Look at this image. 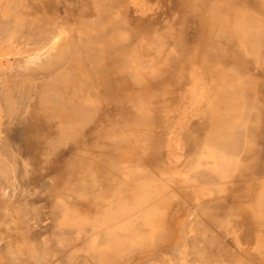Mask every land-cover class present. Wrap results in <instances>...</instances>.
<instances>
[{"label": "bare ground", "instance_id": "obj_1", "mask_svg": "<svg viewBox=\"0 0 264 264\" xmlns=\"http://www.w3.org/2000/svg\"><path fill=\"white\" fill-rule=\"evenodd\" d=\"M148 1L127 0L128 9H143L148 22ZM113 2L0 0V48L8 44L0 54V264H181L168 254L185 244L186 264H264V178L250 193L243 186V201L236 203L227 197L226 180L234 177L224 176L252 145L246 120L260 102V80L251 67L264 76V19L245 9L225 11L234 0L214 4L217 27L206 21L208 37L217 33L214 43L227 48L216 62L203 63L210 111L204 135H194L198 122L184 134L198 144L183 165L184 180L196 189L186 187L183 197V186H176L162 195L141 155L128 147L148 149L150 130L172 115L164 83L169 66L181 64L182 39L159 27L165 30L155 40L150 34L134 40ZM176 4L194 18L188 0ZM110 105L119 106L125 128L113 121ZM210 186L218 201L208 199ZM241 212L248 215L241 224L253 225L249 235L237 225Z\"/></svg>", "mask_w": 264, "mask_h": 264}, {"label": "rangeland", "instance_id": "obj_2", "mask_svg": "<svg viewBox=\"0 0 264 264\" xmlns=\"http://www.w3.org/2000/svg\"><path fill=\"white\" fill-rule=\"evenodd\" d=\"M221 1L223 2V0H210V1L209 0H188L189 2L188 9L190 10V8H192L193 10L190 12L194 14V18L191 19L190 21L188 20V18L190 17H187V13L189 12H186L183 6L179 7L178 4H176V0H151V1L149 0L148 3L146 4L148 7L147 10L149 11L147 12V15H145L148 22L145 21L146 19L143 18L144 16H142L145 14L143 9L133 10V7H132L133 12L132 10L130 11L128 9L129 5L132 6L131 2L128 3L127 0L126 1L115 0V2H113L114 6L118 10V11H115V13L117 12L119 13V16L117 17L118 22H120L121 27H124L129 32L128 35L134 38V40H137L138 38L139 40H141L142 38H147L148 34H150L152 39L155 40L159 33L157 31L161 30V28H165L167 32L168 31L171 32V38L174 37L175 33H176V37H178L179 39L181 37L182 48L181 47L180 48L182 49V51L185 50L184 52H182L181 50L179 51L178 48H176V52L178 51V53L182 54L180 56L181 58L179 57L181 64L177 65L176 67L169 66L170 69L171 68L172 69L168 71V74L166 77L167 82L164 83V86H166L165 91H167L168 93H171V94H168V98H171V100L172 99L174 100V101L167 102L166 104L168 106V107L166 106V108L171 112L172 115L170 117L166 115L165 116L166 118L165 117L160 118L158 119V121L155 118L157 123L153 127V130H150V132H152V136L150 137L151 144L150 142H148L147 144V146H149L150 148L147 147L148 149L145 150L142 146H139L138 144L133 145L134 148H132L131 146L128 147V150H130L129 151L130 153H132L133 155H136L139 158L142 157L141 158L143 159L142 163L145 169L148 171V176H149L148 180L149 181H153V180L159 181V182L157 181L155 182H156V186H160L161 190H163L162 195H164L165 193H170L171 192L170 190L175 189L176 186H183V189L180 191V194L183 195V197L188 195V194H185L188 189L190 188L192 190L194 188L196 189V186L193 185L192 182H186L184 180L185 176H189L188 175L189 171L184 169L183 165L186 162L184 161V158L186 157L185 154L187 152H189L190 154V151H192L189 157V161H190L193 154L197 153L198 144H196L193 138H189V140L188 139L185 140L184 134H188L189 132H191L190 130L194 126L197 125V122L200 125L193 128L194 135L203 136L204 134L202 135V133L203 131L205 132V126L203 125H204V122L206 121L205 117L207 118L208 114H210V111H209V108L207 109L208 102L206 101V98H205V96H209L208 87H207L209 81L206 78L205 73L203 72L204 71L203 63L206 62V59H210L211 62L213 61L216 62V59L219 57L217 55V52L226 51V48H227L226 43H223V42H219V44L214 43V39L218 35L217 33L215 34V36L211 35L210 37H208L209 35L207 33L208 27L211 25L210 23H212L214 27H217V23L214 22V19L212 16H214V13L216 12V8H217L214 6V4H219L221 3ZM234 1L235 2L230 3L229 6H226L225 11L228 8L234 9V10L239 9V8L245 9V10H248L252 14V16L259 17L260 19H264V16H263L264 15V8H263L264 0H245V1L244 0H240V1L234 0ZM236 2H238L239 3L238 5L240 6L238 5L235 6L234 3ZM108 3L110 5V2ZM4 4L0 5V17L3 16V13L5 15V12L2 11L3 10L2 6ZM206 7L208 8L209 13L204 11L206 10ZM160 8H163V13L165 11V13L164 14L162 13V15H159ZM221 9L223 8L220 7L219 10ZM262 12H263V15H262ZM132 14L135 16H133ZM137 14L139 15L137 16ZM136 16L140 19H135L134 17ZM202 16H206V19L202 20L201 19ZM135 20H137L136 23H135ZM207 20H209L210 23L208 22L206 23ZM142 21H144V23ZM133 24H136V26ZM141 25H143L147 29L141 30L140 28ZM164 30H162L161 32H163ZM172 31H174L175 33H173ZM161 32L159 34H161ZM183 35H184V38H183ZM200 35L201 36L203 35V36L201 37ZM202 38L204 39L206 38V39L203 40ZM196 41L198 44L196 43ZM157 43L158 42L154 43V45L152 46L151 54L154 53L153 51H157L159 49V45ZM7 46L8 44L6 43L3 48H0V54L2 52L7 53ZM185 47L186 49H188L189 47L190 48L192 47V48L191 49L189 48L186 52ZM216 49H218V51ZM211 56H213L214 58H211ZM184 57L185 58L187 57L186 60ZM235 63L237 64V60L233 61V64ZM180 68L181 70H179ZM230 68L233 69L234 71H238L240 74H244L242 72V69L241 68L239 69L238 66H234L231 64ZM247 69H248L246 70L248 71L246 72L247 76L252 71V73L256 75V78L260 80V82L258 81L259 85H258V93H257V98L260 99L259 100L260 102H258V105L260 106V104L262 103L264 104L263 102L264 101V76H261L260 70L256 69L255 67H251V71H250V68H247ZM174 70L177 72H175ZM169 73L170 74L172 73V74L170 75ZM168 80L171 85L168 83ZM1 86L2 84H0V87ZM203 87L206 88V93L203 92L204 91ZM262 88H263V91H262ZM179 103H181V105L178 107L180 110L184 109L182 107L185 104H187L186 105L187 112L185 114L179 112L178 108L174 109ZM189 104L190 106L188 107ZM263 104H262V107L261 106L259 107L258 105H256V110L254 112H250L249 118L248 120H246V124H247L246 126L248 125L250 126L249 128L251 132L250 142L252 145H246L245 148H243V150L239 152L238 154L239 161L235 163L234 165H232L226 171L224 175V176H229L232 174L231 177H234L233 179H235V182H233V179L226 180V181H230L229 182V192H228L227 197L228 199H232L236 203L243 201L242 200V197L244 195L242 192L243 186H245V192L250 193L251 185H253L256 181H259L264 178V172H263V167H264V108L263 107L264 105ZM257 107L261 111V113L259 112ZM166 108L165 110H167ZM110 109L113 112L112 114L114 115V117H112L113 121L116 124H118V127H120L121 129H123V127L125 128L124 119L120 117L121 111L119 110V106L110 105ZM178 112L180 116L175 117L176 115L175 113H178ZM109 115L111 114L109 113ZM255 120L257 122L260 121L259 123L261 124L256 123ZM161 129L165 130V132H162ZM138 147H141V149L143 148L144 151L143 152L139 150L137 151ZM138 154H140L141 157ZM182 179L183 181H181ZM245 181L251 182V184H247V183L244 184L243 182ZM221 187L222 186L216 187V188L220 189ZM208 191L210 195H208V192H207V196H208V199H210L211 201L213 202L215 200L218 201L221 198V195L215 192L214 187L210 186V189ZM171 204L172 202H169L165 204V207L169 208ZM171 216L167 214V217H166L167 219L166 218L165 219L168 220V218L170 219ZM247 216L248 215L246 212H241L240 215L235 217V219L238 222L237 224L238 227H241L242 229L249 228L247 232V234L249 235L252 230L253 225L251 227L250 225H248V223L241 224L243 223V219ZM186 233L189 238L194 234V232L190 231L189 229L186 231ZM242 235L245 239H248V240L251 237V236L246 237L243 233ZM175 248H173L174 253H175ZM187 249L188 247L185 244L184 247H181V249H178L179 254L178 253L174 255L168 254L171 256V258H168V259L171 260V259H174L175 257H177L178 259L179 257L178 261H180L181 264H186L185 262L189 260L188 256H186Z\"/></svg>", "mask_w": 264, "mask_h": 264}]
</instances>
